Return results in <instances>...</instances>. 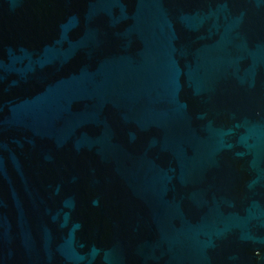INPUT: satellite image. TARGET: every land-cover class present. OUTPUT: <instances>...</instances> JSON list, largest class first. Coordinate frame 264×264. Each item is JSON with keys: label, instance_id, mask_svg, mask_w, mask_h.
Returning a JSON list of instances; mask_svg holds the SVG:
<instances>
[{"label": "water", "instance_id": "95a60500", "mask_svg": "<svg viewBox=\"0 0 264 264\" xmlns=\"http://www.w3.org/2000/svg\"><path fill=\"white\" fill-rule=\"evenodd\" d=\"M0 264H264V0H0Z\"/></svg>", "mask_w": 264, "mask_h": 264}]
</instances>
